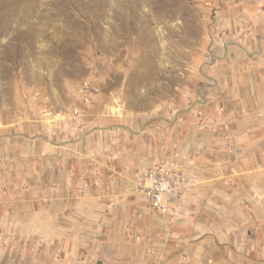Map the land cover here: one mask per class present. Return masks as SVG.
<instances>
[{
  "label": "crops",
  "instance_id": "1",
  "mask_svg": "<svg viewBox=\"0 0 264 264\" xmlns=\"http://www.w3.org/2000/svg\"><path fill=\"white\" fill-rule=\"evenodd\" d=\"M236 6L220 9L223 31L228 22L248 27L218 47L215 108L205 115L207 102L195 106L182 137L128 136L122 126L82 133L70 116L43 123L34 138L0 127V223L23 224L54 250V264H214L224 252L249 259L264 235V0L245 18ZM175 156L197 184L167 217L134 182L141 165Z\"/></svg>",
  "mask_w": 264,
  "mask_h": 264
},
{
  "label": "rangeland",
  "instance_id": "2",
  "mask_svg": "<svg viewBox=\"0 0 264 264\" xmlns=\"http://www.w3.org/2000/svg\"><path fill=\"white\" fill-rule=\"evenodd\" d=\"M232 1L240 18L257 2ZM227 3L0 0V127H24L34 138L43 123L70 116L82 133L122 126L128 136L182 137L195 106L207 102L205 115L215 108L210 71L218 47L242 39L248 27L237 24L235 31L228 22L233 33L223 31L220 9ZM4 223L0 264H54L43 240L29 237L23 224ZM260 235L249 259L224 252L214 264H264Z\"/></svg>",
  "mask_w": 264,
  "mask_h": 264
},
{
  "label": "built area",
  "instance_id": "3",
  "mask_svg": "<svg viewBox=\"0 0 264 264\" xmlns=\"http://www.w3.org/2000/svg\"><path fill=\"white\" fill-rule=\"evenodd\" d=\"M185 165L177 156L152 165L143 164L137 170L134 190L149 202L157 214L176 216L179 202L197 184Z\"/></svg>",
  "mask_w": 264,
  "mask_h": 264
}]
</instances>
